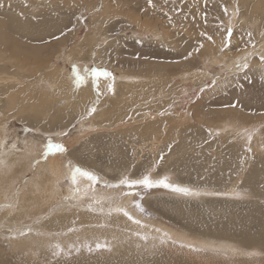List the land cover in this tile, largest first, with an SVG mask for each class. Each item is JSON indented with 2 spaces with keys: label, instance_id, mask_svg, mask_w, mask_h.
<instances>
[{
  "label": "rangeland",
  "instance_id": "1",
  "mask_svg": "<svg viewBox=\"0 0 264 264\" xmlns=\"http://www.w3.org/2000/svg\"><path fill=\"white\" fill-rule=\"evenodd\" d=\"M25 4L28 6L25 7ZM153 5L154 6H149L148 0H0V29L2 31L4 30L3 33L0 30V59L9 58L12 64L18 65L21 63V65H23V70H20L19 75L24 76V86L25 84L32 85L30 88H32L35 98L37 97L36 95L42 93L41 90L39 92L40 86L42 89L44 88L43 90H49L48 92H52V89H49V86H46L44 82H42V85L38 84L36 82L37 79H34L33 76L36 77L40 73L50 72L53 65H58L57 67L59 69H64L65 67L66 77L70 82L74 81L73 65H75L76 68L80 70L81 75L85 76L86 81H91V92L94 94H97V92L92 85L90 70L93 68L107 69L115 77L114 92H112L114 94L110 93L112 97L115 96L116 91V76L120 73L133 74L135 76L139 75L142 79L141 81L155 78L157 79L155 84L158 85V90L156 88L151 91L153 94L150 95V98L156 100L159 105H162V102L165 101L164 110L162 109L160 114L163 113L160 115L158 112L160 116L167 115L170 118H178L180 116L182 118L183 115L188 113L187 115L196 123L198 121L197 116L201 115L199 116L201 117L200 121L204 122L205 118L207 121L211 122V125L214 124L217 127L224 119L234 117L233 112L238 110L239 112L235 113L242 115L243 119L235 124L233 123V125L228 128V132L237 140L236 142H239L238 144L244 148L245 152L251 149L250 152L252 153L254 149L250 147V144L253 138L258 137L261 141L260 144L264 142V63L260 60V55L264 54V0H168L167 4L165 0H153ZM36 6L39 7L36 9ZM225 9H227V12H225ZM24 10L27 11L25 12ZM40 12L43 13L41 14ZM13 13H16L14 14L15 16ZM165 13H167V15H165ZM81 16L83 17L82 19L80 18ZM169 17L171 19H169ZM13 22L19 27L21 25L23 27L22 29H24V26L25 28L28 27V29L29 27H34V29L39 28L38 30H41L42 37L40 36V39L37 40L38 38L36 37L24 36V32L21 31L19 27V29L12 27ZM29 22L30 24L32 23V25H30ZM41 23L45 24L47 29L50 28V31L44 28L45 25ZM35 25L39 27L37 28ZM229 25L233 28V35L231 37L230 46L224 48V28ZM50 26H53V28ZM146 29L148 31L147 33ZM202 33L206 35H201ZM249 33H251V38L248 35ZM4 34L5 37L3 38L2 35L4 36ZM207 36H211L212 41H209ZM170 37L173 38V40L170 39ZM201 45H203V47H200ZM253 45H255V47H253ZM35 47H43V50L38 52ZM222 48L223 51L221 50ZM197 49L199 50L197 51ZM16 50H18V53L15 52ZM189 53L192 55L188 56ZM27 55L31 57V59L25 60ZM35 55L42 58L44 57V60H48V63L33 64L35 63ZM245 57L247 58L248 68L236 69L234 66L235 63H243ZM0 62L4 64L3 60H0ZM40 64L41 66L39 67ZM223 65H226V67ZM37 68H41L40 71H38ZM48 68L50 70H48ZM26 77H31L30 81L29 78L27 79ZM165 79L168 80L166 81ZM100 81L103 83L100 94L104 95L109 92L106 86L111 80L108 78H101ZM144 83L146 84L147 81ZM142 85L143 86L139 88H141V91H144L145 86L143 83ZM14 86H16V83L7 82L4 84V82L0 81V122L1 124L7 122V128L4 132L0 128V139L4 140L5 138V142H2L8 143L9 145L15 143L13 150L18 153L17 155L9 156L10 158L12 157V160L15 159L16 162L13 164L12 169H9L10 164H8V160L5 161L0 156V178L7 179L12 176L9 181L10 184L7 186V189H10L11 192L8 195L9 198L2 197L3 200L0 202V205L7 203L8 207L9 205L15 206L19 197L21 198L23 195H26L24 192L26 191L25 185L27 183V178L30 177L29 171L36 170L39 165L38 163L44 161V157L41 154L44 150V145L48 142L49 138H51V142L53 143H62L64 146L66 144L65 147L68 148L67 154L63 157L66 162L63 161V163H67L68 168L79 166L82 169L94 172L87 167H91L89 164L91 163L94 164L95 167L93 168L95 171L107 177V180H111L110 182H116L117 178H120L124 174L139 177L148 171H152L154 178L166 175L170 177L173 183L190 187L201 193H208L200 196H182L172 193L168 189L155 188L150 190H139V195L133 199V201L135 200L136 203L142 206L144 210L141 212H143L145 217L151 218L150 220H153L152 223L156 224L158 227L163 226L169 229L171 228L178 234L181 232L184 233L180 235L182 237L185 235V241L206 240L216 243L218 241H231L235 246L234 250H230L233 253L230 256L209 247L198 246L195 247L191 253L185 249L184 252L186 254L183 252L185 257L191 258L193 263L202 264L204 262L209 263L213 261L212 263L214 264H264V248L259 247L260 244H256L250 249L246 248L244 246L245 244L238 242L239 240L232 238L226 239L223 235L212 233L202 235L196 229L186 227L187 225L181 219V214L178 211L181 206L178 204L184 203L186 210L207 214L209 218L213 219L216 217L219 210L227 211L230 208L233 209L236 205L241 209V205L244 206L249 203L259 204L260 199L256 196H252L248 190H244V188H246L245 186L239 183L222 187L226 190H222V188H219L221 190H216V188H218L216 185L209 184L208 186V184H204V179L201 176H198V180L196 181V178L191 175L178 174L174 168H168V163H165L163 159H161V156L156 155L155 161H149V150L145 149L144 146L142 149L134 148L132 146L135 144L131 146L127 142L123 144V147L126 151V158L130 163L128 165L126 163L119 166L120 162L115 159V165H107L103 160L101 162V160L97 158L102 155L101 152L104 151L105 153L103 154L106 157H111V155H115V158L120 157V152L118 154L106 152V146L110 143L109 133H105L103 140L99 141L97 140V136H99L100 133H98L97 130H94L86 136L81 137L77 135L81 132L75 131L76 129L72 127V124L75 123L73 120L72 123H70V121L68 125L61 124L59 123L60 121L53 125L47 124L42 119H37L35 121V119L33 120L31 117L33 114V110L31 111L30 109L32 101L26 96H24L26 98H22L21 95L15 96V92L21 85ZM103 97L97 94L95 99H93L94 97L90 98L85 109H83L84 112L90 111L93 106L96 109L103 100ZM25 99L28 100L27 103ZM148 100L150 101V99ZM104 101L105 98L100 109L95 112L100 116L97 117L95 113L89 115L87 112L85 118L99 125L100 123H98L97 120H102V117L101 114L98 113L101 112L106 105ZM2 107L5 108L3 109ZM224 111L226 113L232 111L233 114L223 117L221 115H224ZM30 112H32V114ZM153 112H155V110ZM50 113H52V109ZM139 121H142V123H150L149 120ZM193 121L189 122L186 117L184 122L180 123L178 120L176 124L180 125V127H185L187 125H193ZM232 122L234 121H231V123ZM226 123L230 125L228 120ZM46 125L49 128H46ZM62 128L64 129L61 130ZM221 130L222 129H219V132H221ZM65 132H67V135H61V133ZM209 132L211 133L213 131ZM246 132H251V139L245 138ZM16 139H18L21 144L18 143ZM74 139H79V141L77 143H72ZM163 139L164 138L160 136L159 140L153 141L158 143L162 142ZM21 140L27 142V147L31 145V141H35L38 146H36V151L34 150L32 153L26 152L27 150L25 148L27 147L21 146L24 142ZM27 140H29V143ZM15 146L16 148H14ZM86 146L94 148L92 152L96 156L95 160L91 158L89 161L88 158L90 157L87 156L89 151L85 148ZM131 149H133L132 152ZM136 153L138 155L141 154L140 162L144 161L141 163V166L134 162L137 156ZM20 156L22 157L21 159H19ZM70 158H75L77 161L86 164H80ZM31 164L32 166H30ZM25 169L26 173L21 176L20 174L23 173L22 171ZM66 173L64 177L66 176L67 178L69 177L68 174H70V171ZM99 174L97 175L99 176ZM66 178H64V181L67 180ZM15 180L16 182H14ZM4 183H6V181ZM4 183H2V185H4ZM235 188L242 190V192L236 191V193L241 194L240 200L239 196L238 198L235 195H230L231 192H234L230 189ZM244 193L248 197L245 196ZM155 197L158 198L156 199ZM37 205L38 204H36V206ZM133 206L140 211L134 203ZM46 213L47 212L39 214V217L38 215H34V217L30 215L25 219L23 218L27 220H23L24 222L20 219L18 222L22 223L19 224L17 222L15 225L20 226L18 232L22 230L21 233H25L24 237L20 233L21 238L19 237L20 235H10L9 239L18 240L17 238H19L18 241H24L23 239L26 238V241H28V238L25 237L29 234L26 229H30L31 224H33L32 222H36L38 219H40L39 224L41 226L42 216H45ZM14 215L15 213L11 214V216L8 215L7 219L5 218L2 220L3 223H5L4 225L7 224L6 226H8V228H10L11 225V227L15 226L12 221L9 223L10 218L14 217ZM28 218L30 221L33 220L31 224ZM36 223L38 224V222ZM22 225L27 228L25 229ZM1 227H4L3 224ZM145 227L154 232L153 228L148 226ZM24 229L25 232L23 231ZM81 229L82 228L79 230ZM142 232L141 238H148H144V241H174L173 239L161 238L159 236L150 237L149 235H153L154 233L147 230H142ZM68 235L65 234L66 237H72V234L70 236ZM65 236H63V238ZM0 238L2 239H0V241H9L7 236H0ZM234 242L238 243L235 244ZM160 244L157 243L155 249L162 248L161 250L165 249L164 251L167 252V250L173 248H168L167 245L163 246L162 243ZM17 245H19V248ZM21 246L22 245L18 243H7L6 245L5 242H0V257H2L3 260H8V258L14 259L18 256L20 261L21 259H38L34 262L41 261L40 264H57L60 260L64 261L66 264H72L73 259L82 256L81 249L73 251L72 248L65 252L61 246H56L53 247V252L51 246L45 247L44 245H40L38 249L40 253L38 251L37 254H34L35 257H33L31 252L21 248ZM42 246L44 247L41 248ZM89 249H91L90 245L88 248H85L86 254H93V250L91 249L90 251ZM158 251L159 250H156V252ZM169 251L174 253L177 252L176 250ZM180 252H182V250ZM183 253L180 254L183 255Z\"/></svg>",
  "mask_w": 264,
  "mask_h": 264
},
{
  "label": "bare ground",
  "instance_id": "2",
  "mask_svg": "<svg viewBox=\"0 0 264 264\" xmlns=\"http://www.w3.org/2000/svg\"><path fill=\"white\" fill-rule=\"evenodd\" d=\"M37 7L39 6H36V9ZM24 11L26 12L27 10ZM14 14L16 13H13V15ZM30 25H32V23ZM12 27H16L15 29L20 28L21 31L24 32L23 35L24 36L26 35V37H36L38 38L37 40L40 39V36L42 37L41 30H38L39 26H37L38 29H34V27L32 28L29 27L28 29V27L25 28V26L24 29H22L23 27L21 25L19 27L13 22ZM44 28L47 29L46 25ZM51 28H53V26ZM49 29L47 30L50 31ZM147 32L148 31L146 29V33ZM2 37L4 38L5 34L4 36L2 35ZM171 37L170 39L173 40V38ZM42 50L43 47L37 48L38 52ZM15 52L18 53V50H16ZM26 59L29 60L31 59V57L27 55L25 60ZM0 60L4 61V64L0 62L1 63L0 81L4 82V84H6L7 82L10 83L12 82V83H16V86L21 85L19 86L18 90L15 92V96L21 95L22 98L27 97L29 100L32 101L30 104V109L31 111L33 110V114L32 112L30 113L32 114L31 117L33 118V120L35 119L36 121L37 119H42L44 120V122H46L49 125L56 124L59 121H60L59 123L61 124L63 123L64 125H68L69 122L71 121L70 123H72L73 120V122L75 123L72 124V127L76 129L75 131L79 133L81 132L80 134L77 135H80L82 137L89 135L94 130H97L98 133H100V135L97 136V140L99 141L103 140L105 133L107 134L109 133L108 135H109L110 143L108 145L105 143L107 145L106 152L110 154L111 153L118 154L120 152L119 155L120 157L115 158L114 157L115 155H111V157H106L104 156L103 153L105 152L103 151L101 152L102 155L97 157L98 159L101 160V162L103 160L107 165L113 166L115 165L114 160L116 159L120 162L119 166H122L123 164L126 163L128 165L130 162L126 158V151L125 148L123 147V144L127 142L131 146L135 144L134 146H132L134 148L142 149L144 146L145 149L149 150L150 158L147 156L150 159L149 161H153L156 155L161 156L163 157V161L165 163L166 162L168 163L167 165L168 168L170 167L174 168L175 171L178 172V174L191 175L196 178V181L198 180V176H201L204 179L203 180L204 184H208V186L209 184L216 185L218 187L216 188V190H221L219 188L227 187L232 184L236 185L239 183L245 186L246 188H244V190H248L252 194V196H256L258 199H260L259 204L249 203L244 206L241 205L242 206L241 209H239L238 206L236 205L233 207V209L230 208L227 211L219 210L218 214L213 219L209 218L207 214L196 213L186 210L184 203L178 204L181 205L178 211L181 214V219L186 223L187 225L186 227L194 228L202 235L207 233L219 234V235H223L226 239L232 238L239 240L238 242L245 244L244 246L246 248L251 249L256 244L257 245L260 244L259 247L264 248V142L263 144L262 143L260 144L261 141L259 140L258 137L253 138L250 147H252L254 151L252 153L250 151H246L249 152L246 153L244 148L240 144H238L239 142H236L237 140H235L234 137L230 135V133L228 132V128L232 126L233 123L235 124L236 122L241 121L243 119L242 115L237 114L239 112L238 110L237 111L235 110V112L237 113L233 112L234 117H229L228 119H224L222 123L220 122L221 124L217 125V127L214 124L211 125V122L207 121L205 118H204V122L200 121L201 117L199 116L201 115H198L197 116L198 118L196 117L198 121L195 123V121H193L191 117L187 115L188 113L186 112L187 114L183 115L184 118L186 119L187 117L188 121L189 122L193 121L194 124L192 123L193 125L180 127V125L176 123H178V120L180 121V123L184 122L185 119L183 118V116L182 118L180 116L178 118L175 117L176 119L170 118L167 115L160 116L163 113L162 112L160 114L161 110L162 109L164 110L165 101L162 102V105L161 104L159 105V103L156 100L150 98V95L153 94L151 93V91L155 90L158 87V85L155 84L157 82L156 81L157 79L145 78L146 79L145 81H147V83L145 84L144 83L145 81H141L142 79L139 77V75L135 76L133 74L120 73L116 76L115 96L113 97L111 96L112 94H114L112 92H108L104 95L99 94L102 97L104 96L103 100L105 98L104 103H106V105L104 106L103 110L98 113L101 114L102 120L101 119L97 120L98 123L100 124L96 125V123L94 124L92 121H89L88 118L87 119L85 118L87 112L89 113L90 111L84 112L83 110L85 109L88 100L93 97H94L93 99H95L97 95L91 92V84H90L91 81L89 82L88 80L83 85L78 86L74 83V81L70 82L69 79L66 77V69L64 66H62L64 67V69L63 68L59 69L57 67L58 65L55 66L52 64L53 66L50 72L48 73L43 72V74L40 73L36 77L33 76L34 79H37L36 82L38 84L42 85V82H44L46 86L47 85L49 86V89H52V92L51 91L48 92L49 90L48 91L43 90L44 88L42 89V87L39 85L40 86L39 92L41 90L42 93L36 95L38 98L37 97L35 98L33 90L32 88H30L32 87V85L25 84L24 86L23 85V83H25L23 81L24 76L19 75L20 70L21 71L23 70V65H21V63H19L18 65L12 64L11 63L12 61L9 58H5V59L1 58ZM34 60L35 63L33 64L48 63V60H44V57L42 58L39 57L38 55H35ZM40 66L41 64L39 65V67ZM223 66L226 67V65ZM40 69H38V71H40ZM48 70L50 69L48 68ZM31 77H28L29 81ZM142 83L145 86L144 91H141V88H139L140 86H143ZM102 84L103 83L99 81L100 92H101V88H103ZM110 93L112 94L110 95ZM161 93L163 94V92ZM148 99H150V101ZM25 100L27 103L28 100L27 99ZM103 100L100 102V105L96 108L95 112L100 109V107L103 104ZM2 108L4 109L5 107ZM51 109H52V113H50ZM152 110L153 111L155 110V112H153ZM158 112L160 115L158 114ZM233 113L232 111L229 113L225 112L224 115L222 114L221 116L226 117V116H230ZM98 116L100 115H97V117ZM139 120H149L150 123L149 122L142 123V121ZM227 120L228 122H230V125L226 123ZM231 121L234 122L231 123ZM0 128L4 132L7 128V122L6 123L3 122L0 125ZM46 128L49 127H47L46 125ZM63 129L64 128H62L61 130ZM219 129H222L221 132H219ZM209 131H213L214 133L213 132L210 133ZM159 135L164 138L163 141L158 143L154 142L153 140H159L160 137ZM250 135L251 132L248 133L246 132L245 138L249 139V137H251ZM18 139H16V141H18ZM4 140L0 139V156L2 157L3 160L5 161L8 160L7 162L8 164H10L9 169H12L13 164H15L16 162L15 159L12 160V157L10 158L9 156L17 155L18 153H16L13 150V146L15 145V143L9 145L8 143H3L2 141ZM29 140H27L28 143ZM78 141L79 139L77 140L74 139L72 143H77ZM18 143L20 142L18 141ZM21 146L27 147V142L24 141ZM36 146L37 145L35 141H31V145L25 148L27 150L26 152L32 153L34 152V150L36 151L37 149ZM14 148H16V146ZM85 148L89 151L88 152L89 154L87 155L88 157H90V158L87 157L89 161L91 160V158L92 160H95L96 156L92 152L94 151V148L91 146H86ZM133 149H131V152ZM65 154H67V151L62 154L61 153H57L55 155L50 154L46 159L43 158L44 161L42 163H38L39 165L36 170L29 171L30 177L27 178V183L25 185L26 191L24 192L26 195H23V197L21 198L19 197L17 204L14 202L16 204L15 206L9 205L8 207L7 203H5L4 205L3 204L0 205V236H7L9 240V241H0V242H5L6 245L7 243L21 244L22 245L21 248L31 252L33 254V257H35L34 254H37L38 251L40 253V250H38L40 245H44L45 247L51 246L52 248L51 250L53 252H54L53 247L56 246H61L65 252H67V250L72 248L73 251L74 250L77 251L81 249L80 251L82 252V256L80 258L73 259L72 264H198L196 262L193 263L191 258L185 257L184 255L185 249L187 251H190L189 253H191L193 252L195 247L198 246L214 248L218 251L223 252L227 256L233 254L232 251L230 250H234L235 246L231 241H218L217 243L214 241H206V240L185 241L184 239L185 235L184 237L180 235L182 232L178 234L175 230H172L171 228L169 229L163 226L161 227L156 226V224L152 223L153 220L152 221L150 220L151 218L149 219L145 217L143 212L139 211L133 206L134 197H124L123 199H119L114 202H109L106 197L112 192V190L106 189L103 184L95 186V194H94L92 189L87 188L86 182L83 179H78L77 187L80 188V191L73 192V185L71 184V181L69 179L65 180L66 182L64 181V178H66V176L64 177V174L69 171L71 172L72 170L71 169L72 167L68 168L67 163L65 164L63 163V161L66 162L65 159L63 158ZM136 155L137 156L135 157L134 162L141 166V163L144 162V161L140 162L141 154L138 155L136 153ZM21 158L22 157L20 156L19 159ZM70 159L80 164L84 163L77 161L75 158H70ZM89 164L91 167L87 165L86 166L91 170H93L94 172H96L95 169L93 168L95 167L94 164L91 163ZM30 166H32V164ZM22 172L23 173L20 174L21 176H23L26 173V169ZM96 173L99 174V172ZM99 177H101L103 180H107V177H105L104 175L99 174ZM11 178L12 176H10L7 179L0 178V196H1L0 202L3 200L2 197L7 198L9 193H11L10 189L9 190L7 189L8 184H10L9 181ZM118 179L119 178H117V180ZM5 181L6 183H4ZM14 182H16V180ZM2 183H4V185H2ZM222 190H226V189L222 188ZM230 190L234 191L230 193V195L233 196L235 195L236 191L242 192V190L239 188L230 189ZM235 196L240 197L241 194ZM240 199L241 197L239 198V200ZM36 204L38 205L36 206ZM119 208L126 209L136 220L140 221V224H136L132 220H129L126 216L123 215V212L117 210ZM44 212L47 213L45 214V216L41 215L43 217V218L41 217L42 218L41 226L39 224L40 219L36 220V222H38L37 224L36 222H32L33 220L30 221L29 218L28 220L30 221V224L31 222L33 223L31 224V228L29 229L24 225H22L25 229L27 228L26 230L29 233L28 234L29 237L25 236L28 238V241H26L27 240L26 238L23 239L24 241L22 240L18 241L19 238H17L18 240L11 238L9 239L10 235L11 236L20 235V233L22 232V230L18 232L20 226L15 225L20 219L23 221L25 218H27L30 215H32L33 217L34 215L35 216L38 215L39 217L40 216L39 214H42ZM14 213L16 216L14 215V217H11L9 223H11L12 221L15 226L11 227L12 226L11 225L10 228H8V226H6L7 224L4 225L5 223H3L2 220L5 218L7 219L8 215L11 216V214ZM2 224L4 227L7 228L1 227ZM145 226L153 228L154 232L153 230L151 231L149 228ZM78 228L79 229L82 228V229L79 230ZM25 229L23 230L24 232ZM142 230H147L154 233L153 235H149L150 237L159 236L161 238L164 237L166 239H173L174 241H158V240L144 241L143 239L145 237L141 238L142 237L141 234L144 233L142 232ZM24 234H22L23 237ZM65 234L67 235L69 234L68 236L72 234V237H66ZM183 234L184 233H182V235ZM63 236L65 237L63 238ZM19 237L21 238V235ZM59 237L63 239L61 240ZM157 243L159 244L162 243L163 246L167 245L168 248L173 247L174 249L170 248L169 250L172 251L176 250L177 252L174 253L169 250H167L166 252L164 251L165 249L161 250L162 248L155 249ZM97 244L104 245V247L97 249L96 248ZM89 245L93 250L92 252L93 254L91 255H87L85 251V248H88ZM17 246L19 248V245ZM44 246H42L41 248H43ZM179 248L182 250V252H180L181 250ZM156 250L159 251L156 252ZM180 253H183L184 256ZM0 258H1L0 264H40L41 262V261L34 262L37 261L38 259H34V260L21 259L20 261L18 256L15 257L14 259L8 258V260H3L2 257ZM212 262L209 263L204 262L202 264H214ZM57 264H66V263L60 260V262H57Z\"/></svg>",
  "mask_w": 264,
  "mask_h": 264
},
{
  "label": "snow or ice",
  "instance_id": "3",
  "mask_svg": "<svg viewBox=\"0 0 264 264\" xmlns=\"http://www.w3.org/2000/svg\"><path fill=\"white\" fill-rule=\"evenodd\" d=\"M165 3H168V0H165ZM149 6L153 5V0H148ZM28 5L25 4V7ZM174 10V9H173ZM225 12H227V9H225ZM167 15V13H165ZM83 18L82 16L80 17ZM169 19H171L169 17ZM225 32V38H224V48H227L230 46L231 37L233 35V28L229 25L224 28ZM201 35H206L205 33H202ZM251 38V33L248 34ZM207 39L209 41H212L211 36H207ZM200 47H203L201 45ZM255 47V45H253ZM199 49H197L198 51ZM223 51V48L221 49ZM192 54L189 53L188 56H191ZM187 58V57H186ZM260 60L262 63H264V54L260 55ZM236 69H246L248 68L247 58L245 57V60L243 63L236 62L235 63ZM90 75L92 77V85L96 89L97 94H100L99 90V81L101 78H108L112 82L107 84V91L114 92V81L115 77L112 75L111 72H109L107 69L103 68H93L90 70ZM73 76H74V83L76 85H83L86 83V78L84 75H81L80 70L76 68L75 65H73ZM214 83V81H213ZM95 107H91L89 115L93 112H95ZM61 135H67V133H61ZM251 139V137H249ZM67 151V148L62 143H53L51 142V138H49L48 142L44 145V150L42 152V156L46 159L48 155H55L57 153H65ZM251 151V149H249ZM163 159V157H161ZM66 179H69L71 181V184L73 185V192H79L80 188L77 187L78 179H83L86 182L87 188L92 189L95 194V186L99 184H103L106 189H111L112 192L106 197L109 202H114L119 199H123L124 197H136L139 195V190H150L155 188H164L170 190L172 193L179 194L182 196H200L202 194H208V193H201L198 190H193L190 187L181 186L177 183H173L170 180V177L168 176H162V177H153L152 171H148L144 173L143 175L139 177H133L130 174H124L122 175L116 182H110L108 180H103L101 177H99L96 173L92 171H88L85 169H82L79 166H75L72 168L69 177ZM235 195H239V193H235ZM99 202V201H97ZM135 206L140 209V211H143L144 209L139 203H136L135 200L133 201ZM118 211L123 212V215L126 216L129 220H132L136 224H140L139 220H136L126 209L119 208ZM24 234V233H22ZM146 238V237H145ZM104 247V245L97 244L96 248L100 249ZM91 251V249H89Z\"/></svg>",
  "mask_w": 264,
  "mask_h": 264
}]
</instances>
